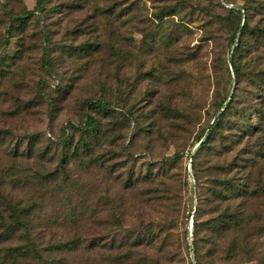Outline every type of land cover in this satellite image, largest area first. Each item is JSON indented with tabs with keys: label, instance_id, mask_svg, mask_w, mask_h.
<instances>
[{
	"label": "rangeland",
	"instance_id": "374dc122",
	"mask_svg": "<svg viewBox=\"0 0 264 264\" xmlns=\"http://www.w3.org/2000/svg\"><path fill=\"white\" fill-rule=\"evenodd\" d=\"M36 2L0 0V264H194L193 219L202 229L217 216L198 194L229 127L243 122L252 135L226 161L253 165L252 221L237 250L199 231L198 264H264V94L253 73L236 84L227 71L230 7L248 6L250 29L264 25V7L46 0L45 12L21 19ZM245 40L243 67L259 54L264 68L262 40L251 31ZM229 89L236 100L193 167ZM87 115L101 128L92 155L78 129ZM68 135L73 142L58 144ZM9 205L23 208L21 225L12 227Z\"/></svg>",
	"mask_w": 264,
	"mask_h": 264
},
{
	"label": "trees",
	"instance_id": "16d2710c",
	"mask_svg": "<svg viewBox=\"0 0 264 264\" xmlns=\"http://www.w3.org/2000/svg\"><path fill=\"white\" fill-rule=\"evenodd\" d=\"M227 3L230 0H224ZM250 5L253 6L255 10H261L264 7V0H246ZM45 3L46 0H37L36 8L34 10H28L26 14L22 15L21 19L24 20L28 19V15H33L34 13H43L45 12ZM248 6H231L229 10V16L232 19L237 20V26L233 31L230 37V57H229V65L230 68H227L229 78H235V83L239 82V78L241 75L248 73L254 75V88L258 89L259 91L263 92L264 94V68H260L259 63L263 59L262 55L251 56L250 63L248 67H243L241 64L239 57L242 55L244 51L249 50V42L245 40V34L248 31H251L252 39L256 41L262 40V44L260 47L256 44L255 51H261V48L264 47V25L259 26L255 29H250L249 27V19H250V12ZM238 38L237 44L235 48H233L236 40ZM259 47V48H258ZM253 75L251 77H253ZM253 79V78H251ZM262 95V94H257ZM235 91L231 93V89L227 91V94L222 97L221 101L218 105V112L216 117L214 118L213 122L209 124V126L203 131L202 136L197 140L199 144L196 148L197 150L191 156L192 166L194 167V160L197 158L200 151L204 149H208L210 146L209 141L212 139L215 131L220 128V125L224 121L227 116V113L230 108L233 106V102L235 99ZM255 100V99H254ZM97 102V101H96ZM89 103H93V100H90ZM100 104H107L106 102L102 101L99 102ZM252 111H256L255 107L252 106ZM245 117V116H244ZM247 119V118H245ZM231 125V124H230ZM81 132L82 137L80 140L83 143V147L85 150H88L90 155H92L93 147L98 143V138L100 134V127L99 121L92 116L87 115L86 120L79 126L78 128ZM248 127L243 122L241 125L232 124L229 127L230 133L226 137V141H223V146L221 150L214 153L216 157V161L209 165V170L211 173V178L209 180V187L208 190L201 194H198V200L203 201L204 199H209L210 204H213L212 212L217 213V216L214 219L207 220L205 224L207 228L198 229V221L195 218L193 219L194 222V232L193 235L196 237L193 239L192 248L190 251L193 255V262L194 264H198V242L197 237L199 235V231L201 230H208L210 231V238L219 239L220 241H227L229 249H236L239 245V240L236 234H239L241 231L245 229V226L251 223L252 219L250 218L249 214L246 213V207L249 199L255 198L260 193L261 186H254L253 187V177H252V168L253 165L246 164L242 168L239 169V163L233 161H226L228 157V153L232 151L235 147L241 145L243 143L244 137L246 134L252 135L251 130H247ZM206 135V136H205ZM204 140L201 142V140ZM73 142L72 135H68L63 139L58 140V144H69ZM201 142V143H200ZM216 151V150H215ZM65 155V153H61L60 156ZM69 154L65 155L66 157ZM61 163V162H60ZM62 166V164H61ZM252 166V167H251ZM151 168V167H150ZM62 170L64 168H61ZM151 170V169H149ZM237 172V174H235ZM243 174V176H238V173ZM237 175V176H236ZM142 177V176H141ZM194 178L197 181V185L199 183L198 174L194 175ZM132 179V178H131ZM131 179H128L125 183V186L131 183ZM237 204V208H234V205ZM12 218L14 221L12 222V227H16L21 225L22 221L19 218V214L23 212V208H19L16 205H9ZM202 206H198L195 210L196 212H200ZM196 228V229H195ZM28 246L34 248V244L31 241L30 237H28ZM141 243V242H140ZM215 248L212 249V251Z\"/></svg>",
	"mask_w": 264,
	"mask_h": 264
},
{
	"label": "water",
	"instance_id": "95a60500",
	"mask_svg": "<svg viewBox=\"0 0 264 264\" xmlns=\"http://www.w3.org/2000/svg\"><path fill=\"white\" fill-rule=\"evenodd\" d=\"M237 41H238V38H237V40H236V42H235V44H234V46H233V48H235V46H236V44H237ZM206 136V135H205ZM204 140V138L201 140V142ZM200 142V143H201ZM190 163H191V158H190Z\"/></svg>",
	"mask_w": 264,
	"mask_h": 264
},
{
	"label": "built area",
	"instance_id": "2783aa9c",
	"mask_svg": "<svg viewBox=\"0 0 264 264\" xmlns=\"http://www.w3.org/2000/svg\"><path fill=\"white\" fill-rule=\"evenodd\" d=\"M192 160V159H191Z\"/></svg>",
	"mask_w": 264,
	"mask_h": 264
}]
</instances>
